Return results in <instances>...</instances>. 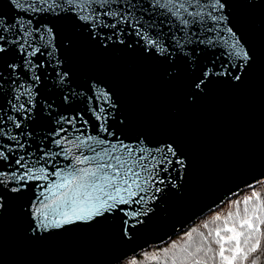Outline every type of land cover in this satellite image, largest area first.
Wrapping results in <instances>:
<instances>
[{
  "label": "water",
  "instance_id": "95a60500",
  "mask_svg": "<svg viewBox=\"0 0 264 264\" xmlns=\"http://www.w3.org/2000/svg\"><path fill=\"white\" fill-rule=\"evenodd\" d=\"M222 2L227 22L212 32L202 31L199 24L190 26L192 43L182 49L176 48L171 38L173 33L183 38L184 32L165 10L153 7L152 0H113L111 10L127 15L133 25L118 26L124 29L119 34L123 44L115 42L117 33L112 28H99L102 35L94 39L90 28L75 15L34 14L33 24L53 29L73 92L70 101L63 102L62 95L69 92L60 90L52 73L40 84L37 107L22 129L11 127L10 122L0 125L7 136H17L25 144L23 151L11 156L13 164L23 155L27 167L34 172L44 168L45 173L37 174H48V180H30L19 192L0 187L5 204L0 210V264H121L168 244L227 200L264 183V0ZM201 6L205 13L210 11V0H201ZM92 7L98 13L108 10L95 4ZM0 14L12 21L22 13L9 0H0ZM84 14H89L88 10ZM101 19L112 23L108 17ZM229 27L251 57L242 70L238 65L243 61L231 58L224 43L235 42L227 32ZM134 30L159 37L171 58L146 52L144 42L129 34ZM108 35L112 41L106 39ZM209 38L211 45L199 42ZM5 59L19 62L20 57L9 52ZM206 69L240 74L241 79L237 82L226 74L211 75L203 92L194 90L193 81ZM93 81L111 93L116 105L108 109V128L115 133L111 140L119 137L130 146L143 140L153 151L170 144L185 166L173 163L167 173L158 175L152 170V178L142 173L148 180L142 183L147 191L140 193L144 201L105 206L90 216L99 204L95 199L78 203L73 213L59 201L51 203L52 194L40 185L58 181L51 173L73 165L76 157L83 159L81 153L90 155L86 148L76 146L77 137L108 139L90 111L89 85ZM11 95L12 85L0 81V97L6 100ZM46 102L52 104L51 109L45 107ZM8 111L15 114L10 108ZM72 117L76 122L63 123L67 131L55 136L61 127L57 121ZM21 132L26 135L20 136ZM61 137L62 143L55 145L54 140ZM2 142L13 143L9 139Z\"/></svg>",
  "mask_w": 264,
  "mask_h": 264
},
{
  "label": "snow or ice",
  "instance_id": "6c2138e0",
  "mask_svg": "<svg viewBox=\"0 0 264 264\" xmlns=\"http://www.w3.org/2000/svg\"><path fill=\"white\" fill-rule=\"evenodd\" d=\"M9 2L22 14L13 18L12 21H7L0 14V81H7L12 85L11 98L5 100L4 97H0V100H4L0 103V125L10 122L11 127L22 129L25 121L32 118L37 107L39 86L49 75L55 74L56 83L62 92L65 89L68 90L69 95L61 97L63 102L68 103L73 92L70 74L63 69L64 61L60 59V50L55 45V33L47 24H33L34 14L75 15L78 21L90 28L94 39L102 35L98 31L99 28H112L117 33L115 42L120 44L124 43L119 38V34H122L124 29L118 26L122 23L130 27L133 25L127 15L122 16L120 12L111 10L113 0H9ZM210 2L211 10L206 13L201 6V0H152V6L165 10V14L175 19L180 30L184 32V37H177L173 33L171 39L176 48L182 49L184 44L192 43L188 32L190 26L199 24L202 26V31L212 32L219 29L220 24L227 22V17L223 15L225 3L222 0H210ZM93 4L98 5L102 10L107 7L108 10L98 13L92 7ZM85 10H88L89 14H84ZM101 16L112 19V23H109L107 19L102 20ZM136 23L139 21L136 20ZM227 32L235 38L234 43L224 42L229 49L228 54L233 59L243 61L238 65L242 70L251 57L232 28H227ZM129 34L135 35L144 42L146 52L153 51L157 55L171 58L159 37H153L140 30H134ZM106 39L112 41V35H108ZM199 42L210 45L213 43L210 38ZM66 46L70 47L71 42L69 41ZM103 46L107 47V44ZM9 52L18 55L19 62H8L5 57ZM225 74L233 81L238 82L241 79L240 74L213 73L206 69L201 77L193 81L192 87L194 90L203 92L209 76ZM89 88L92 92L89 100L93 102L90 111L97 120V128L106 133L108 139L92 135H88L85 139L77 137L79 144L76 146L86 148L90 155L81 153L83 159L76 157L73 165L51 173L58 177V181H49L47 185H40V187L52 194L51 203L59 201L61 206H67L73 213L76 211L74 206L78 203L95 199L99 204L95 212H89L91 216L99 214V209L105 206L112 208L117 204H139L144 201L145 197L140 193L147 191L142 183L147 184L148 180L142 177V173L152 178V170H155V174L158 175L161 172L167 173L169 166L173 163L181 168L185 165L177 157L176 149L170 144L158 146L153 151L144 144L143 140L135 142L132 146L119 137L115 141L111 140L115 133L108 128L107 119L110 114L108 109L116 107L111 100V93L95 81L90 83ZM45 107L51 109L52 104L46 102ZM9 108L11 113H15L14 115L10 114ZM75 122L76 117L58 120L57 123L61 124V127L55 131L54 135L59 136L60 133L67 131L62 126L63 123L74 124ZM19 135L26 134L21 132ZM0 138L13 142L11 145H5L0 139V187L6 191L19 192L30 180H48V174H37L45 173V169L39 168L34 172L32 168L27 167L23 155L17 156L13 164L11 156L15 155L17 150L25 149V144L21 143L17 136H7L5 128L0 126ZM63 140L64 137L54 140V144L59 146ZM62 151L68 152L67 149ZM47 155L49 154L45 153V156ZM172 158H176L175 161ZM75 164L87 165V167L77 168ZM9 168L13 170L7 171L6 169ZM21 169L25 171L21 172ZM159 183H164V180H159ZM9 184L18 186L9 188ZM159 190V188L156 189V191ZM41 196L45 200L48 199L43 192ZM253 196L257 201L260 200L255 193ZM252 198L249 197L243 201L245 207L242 211L237 207L235 212H229L222 225L216 223L221 219L217 216L212 221L216 227L209 230L207 235L200 233L202 238L200 245L192 248V245L188 244L183 247L181 249L183 255L174 259L172 264H177V261L179 264H244L249 255L255 253L261 246L260 237L264 235L261 232V225H264V203L258 202L250 209L247 205ZM110 201L112 203H109ZM4 207L3 197L0 196V210ZM44 207H50V204H45ZM63 214L67 217L66 212ZM208 227V224L204 225V228ZM33 231L35 232V229ZM191 240L192 237L189 235V241ZM190 248L192 250H189ZM226 253L229 254L226 255ZM252 264H256L255 260Z\"/></svg>",
  "mask_w": 264,
  "mask_h": 264
},
{
  "label": "trees",
  "instance_id": "16d2710c",
  "mask_svg": "<svg viewBox=\"0 0 264 264\" xmlns=\"http://www.w3.org/2000/svg\"><path fill=\"white\" fill-rule=\"evenodd\" d=\"M253 193L260 197L259 201L256 200L255 196H253ZM249 197H253L250 203L247 205L250 209L258 202L264 203V183L256 186L253 189L246 190L230 200H227L222 207L205 215L181 234L173 237L168 244L161 247L151 248L148 251L139 254L138 256L124 261L121 264H172L174 259L183 255L181 251L183 247L187 246L188 244H191L192 248L200 245L202 239L200 233L207 235L209 230L214 229L216 224H213L212 221L217 216H219L221 219L216 223L222 225L224 218L229 212H235L237 207H239L242 211L243 207H245L243 201ZM205 224H208L209 227L204 228ZM261 232L264 233V225H261ZM189 235L192 237L191 241H189ZM260 239L261 246L255 253L249 255L248 259L244 261V264H252L253 260H255L256 264H264V235H262ZM213 247L218 248L216 245H213ZM192 248L189 250H192ZM228 254L229 253H226V255ZM177 264H179V261H177Z\"/></svg>",
  "mask_w": 264,
  "mask_h": 264
}]
</instances>
